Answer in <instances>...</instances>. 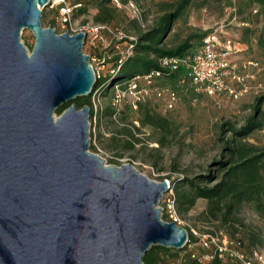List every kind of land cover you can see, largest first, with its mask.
I'll use <instances>...</instances> for the list:
<instances>
[{"label": "water", "instance_id": "obj_1", "mask_svg": "<svg viewBox=\"0 0 264 264\" xmlns=\"http://www.w3.org/2000/svg\"><path fill=\"white\" fill-rule=\"evenodd\" d=\"M49 0H0V264H143L152 245L188 232L161 218L168 186L88 150L86 32L41 25ZM31 30L30 53L19 40Z\"/></svg>", "mask_w": 264, "mask_h": 264}, {"label": "rangeland", "instance_id": "obj_2", "mask_svg": "<svg viewBox=\"0 0 264 264\" xmlns=\"http://www.w3.org/2000/svg\"><path fill=\"white\" fill-rule=\"evenodd\" d=\"M78 1L82 7L74 11L71 26L86 27L82 50L98 71L96 79L106 80L105 87L94 86L88 95L92 109L88 117V150L99 155L105 164L130 163L149 179L175 180L174 186L179 184L178 178L203 182V176H209L210 181L202 184L213 185L224 171L219 162L224 163L223 168L230 163L227 140L238 137L236 130L251 116L261 126L239 138L256 150L264 148V101L259 105L256 101L264 96V1L192 0L184 8L170 24L160 45L173 47L189 36L196 45L203 32L216 31L220 42L230 47L228 60L235 66L239 79L228 77L229 86L245 91L237 98L228 93L195 95L189 85H183L178 87L173 107L168 110L164 109L163 98L153 93L145 100H137L126 90V85L119 86L114 81V76L120 66L119 59L126 57L129 50L130 54L133 52L130 39L136 40L140 33L152 28L166 10H172L176 0H118V4L110 0L113 16L108 21L94 19L100 0H65L68 4ZM40 21L43 27L51 26L56 33L69 27L60 24L58 5L43 7ZM98 24L108 28L95 32L92 28ZM19 40L30 53L34 43L31 30L22 28ZM155 84L172 86L169 81ZM146 112L154 120L161 118L163 126L142 124ZM260 164L258 197L234 203L230 211L226 207L228 201L224 200L209 204L207 199L199 197L192 205L185 201L178 203L173 187L176 222L187 229L193 243L181 249L167 248L168 252L159 250L158 264H208L212 247L202 245L203 237L208 234L238 240L239 247L246 252L256 250L264 260V157ZM181 186L186 192V185ZM166 196L158 205L161 218L171 221ZM155 246L159 245L151 248ZM219 264L236 262L226 258Z\"/></svg>", "mask_w": 264, "mask_h": 264}, {"label": "trees", "instance_id": "obj_3", "mask_svg": "<svg viewBox=\"0 0 264 264\" xmlns=\"http://www.w3.org/2000/svg\"><path fill=\"white\" fill-rule=\"evenodd\" d=\"M192 0H176L172 5V10H166L163 15L159 17L156 24L149 28L148 30L139 34L137 39L133 42V52L130 55L124 57L120 63L119 69L114 76V81L120 83L122 80L128 79L138 73H146L152 69L158 68L156 62L157 57L162 55H180L194 50L202 41V39L212 32L207 30L203 32L199 37L196 45L191 43V37H186L183 41L177 43L173 47H162L160 45L163 35L168 30L170 24L181 14L184 8ZM258 2H263L264 0H256ZM76 8V10L81 9L82 3ZM110 0H100L98 6V12L95 14L94 19L97 21H108L113 16V8L109 6ZM77 3V2H73ZM71 3V4H73ZM182 76L180 70L168 71L162 70V74L155 78V83L169 81L172 83L171 88L178 91L179 86L189 85L190 83L186 78L183 84L178 83V79ZM103 78L96 79L95 87L104 86L105 82ZM192 89V87L190 86ZM193 90V89H192ZM89 96L85 98L77 97L72 101H67L56 108L55 113L58 115L64 108H66L71 103L75 104L77 108L83 105H88L91 108V102ZM258 105L264 101L263 97H258L256 99ZM92 109L90 111L91 116ZM153 116L148 112L145 113V118L142 119V124H151L156 126H163L162 120H154ZM261 122L254 118L249 117L246 123L239 129L236 130V135L238 137L232 140H227L228 150L230 154V163L226 168H223L224 163L219 162L224 169L220 179L213 185L202 184L210 181L209 176H203L205 179L203 182H196L193 179L188 178H178V183L175 185V180L170 182L175 187V198L178 203L185 201L187 205H192L196 198H205L208 200L209 204H215L220 200L228 201L226 202V207L230 211L234 203H239L242 200H254L259 194V183L262 178L260 168V161L264 157V148L256 150L255 146L251 144H244L241 142L240 136H243L253 129L259 128ZM161 143V140H159ZM181 185H186L187 191L182 189ZM189 240L191 237L188 236ZM237 243L240 242L237 240ZM241 250L249 256L252 250L246 252L240 246ZM159 250L163 252H168L169 249L162 246H155L150 248L143 255V264H158L160 259ZM221 259L214 256L208 264H219ZM194 264H198L194 262Z\"/></svg>", "mask_w": 264, "mask_h": 264}, {"label": "built area", "instance_id": "obj_4", "mask_svg": "<svg viewBox=\"0 0 264 264\" xmlns=\"http://www.w3.org/2000/svg\"><path fill=\"white\" fill-rule=\"evenodd\" d=\"M113 1L118 4V0ZM48 5H58V19L60 24L62 26H69L62 32L67 31L70 34L80 30L86 32V27L84 26L79 29L71 26L72 15L76 8L80 6L79 2L68 4L65 0H49ZM104 28H108L107 25L98 24L92 30L97 32L99 29ZM134 41V39H130L129 47H133ZM130 52L131 50L127 52V55ZM229 52V45L222 44L217 32L212 31L191 52L180 55L159 56L156 59L158 68L146 73L135 74L128 79L122 80L118 85H126V90L134 94L137 100H140V98L145 100V97L149 93H153L155 96L163 98L164 109L168 110L173 107L177 92L170 87L157 86L155 84V78L161 76L162 70H180L182 76L178 79V83L183 84L187 78L195 95L204 93L209 96H220L228 93L233 98H237L245 89L235 90L229 86L227 81L228 77L238 79L235 66L228 60ZM121 61L122 59H119L120 63ZM95 76H99L97 70L95 71ZM164 180L167 183L168 190L163 194L162 198L165 199V195H168L166 196L167 211L172 221L177 224L176 212L173 205L174 197L172 196L173 184L168 178ZM192 243L188 238L184 246H190ZM202 245L212 247V253L209 255L210 259L216 256L221 260L226 258L235 260L236 264H264V260H262L261 255L256 250H252L251 254L247 256L238 246V243L226 235L218 236L217 234H208L203 237ZM191 255L193 256L194 254Z\"/></svg>", "mask_w": 264, "mask_h": 264}]
</instances>
